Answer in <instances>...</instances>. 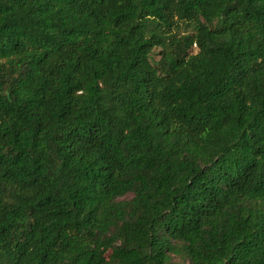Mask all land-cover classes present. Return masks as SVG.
<instances>
[{
	"label": "trees",
	"instance_id": "16d2710c",
	"mask_svg": "<svg viewBox=\"0 0 264 264\" xmlns=\"http://www.w3.org/2000/svg\"><path fill=\"white\" fill-rule=\"evenodd\" d=\"M0 264H264V0H0Z\"/></svg>",
	"mask_w": 264,
	"mask_h": 264
}]
</instances>
